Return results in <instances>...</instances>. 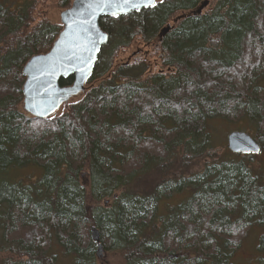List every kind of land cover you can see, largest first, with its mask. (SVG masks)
I'll return each instance as SVG.
<instances>
[{"label":"trees","instance_id":"trees-1","mask_svg":"<svg viewBox=\"0 0 264 264\" xmlns=\"http://www.w3.org/2000/svg\"><path fill=\"white\" fill-rule=\"evenodd\" d=\"M200 1L101 18L107 49L80 101L37 119L22 111V68L61 26L45 0H0V264H98L91 227L116 264H232L264 229V168L252 154L228 158L208 133L211 120L248 121L264 151V0H217L166 29ZM135 41L160 72L144 56L114 65ZM23 168L42 176L8 178Z\"/></svg>","mask_w":264,"mask_h":264},{"label":"water","instance_id":"water-1","mask_svg":"<svg viewBox=\"0 0 264 264\" xmlns=\"http://www.w3.org/2000/svg\"><path fill=\"white\" fill-rule=\"evenodd\" d=\"M73 0L60 12L62 26L50 50L30 57L22 68L25 78L22 84V109L29 116L45 119L53 115L63 104L84 91L85 82L91 76L108 35L99 26L103 17L116 18L129 15L152 6L149 0ZM155 3V0H154ZM206 4V3H205ZM91 5V7H90ZM99 5V6H98ZM73 78L68 86L60 80ZM227 148L234 154H258L259 144L247 133L234 131L227 136ZM91 238L96 244V255L101 256L102 246L98 231L91 229Z\"/></svg>","mask_w":264,"mask_h":264},{"label":"rangeland","instance_id":"rangeland-1","mask_svg":"<svg viewBox=\"0 0 264 264\" xmlns=\"http://www.w3.org/2000/svg\"><path fill=\"white\" fill-rule=\"evenodd\" d=\"M46 5H45V14L47 19L56 25H61L60 24V19L59 15L60 12L63 11L65 8L59 7L57 4V0H45ZM71 2L73 0H69ZM161 0H157V2H160ZM201 0L200 2H202ZM205 5L208 4L207 7H204L202 9L201 13H206L209 12L210 10L213 9L215 6V1L217 0H207ZM188 12V11H185ZM185 12H181L177 15H175L174 19H177L176 17L179 16L180 14H183ZM173 20V18H172ZM172 20L168 22L170 25H172ZM105 47V46H104ZM107 47V46H106ZM104 48L106 50L107 48ZM147 50V51H146ZM148 48H145L142 45H139L136 43V41L133 43V45L130 47L128 51L125 53L121 54L119 58H117L116 62L114 65H120L125 62H128L129 58H135V57H141L144 56V58L147 60L149 66H150V72L149 73H154V72H160V63L157 58H152L149 57L147 54ZM131 58V59H132ZM165 71V70H164ZM261 87L264 88V80L261 81L259 84ZM87 86V84L85 85ZM81 96L77 98L71 99L67 106L73 103H77L80 101ZM66 106H62L57 113H61ZM248 121H241L239 123H229L226 121H223L221 119H216V120H211L208 124V133L210 134L211 137V143L213 146L217 148H224L225 154L228 158H232L233 155L230 153V151L226 148L227 145V136L229 133L233 131H240V132H245L249 134L252 138L255 139L254 135V126L250 125ZM264 150V149H263ZM255 162L259 164V167L264 168V151L260 152L259 154L255 155ZM9 176L8 178L11 180H23L24 182L31 183L34 180L39 179L42 176V172L38 170L37 168H23V169H14L9 171ZM28 176H31L28 177ZM188 194L186 192H181V193H176L173 194L171 198L166 199L161 201L160 207H159V212L160 214H165L166 209L168 207H172L179 202L183 201L186 199ZM264 229L259 226L253 227L249 234L248 237L243 241L242 246L233 254L231 257L230 261L232 264H259L260 262L264 261V251L260 250L258 248L259 246V237L263 234ZM98 264H116L119 262L117 260V257L111 256L107 253H102L100 259H98Z\"/></svg>","mask_w":264,"mask_h":264},{"label":"flooded vegetation","instance_id":"flooded-vegetation-1","mask_svg":"<svg viewBox=\"0 0 264 264\" xmlns=\"http://www.w3.org/2000/svg\"><path fill=\"white\" fill-rule=\"evenodd\" d=\"M206 2H208V1L207 0H203L202 2H199L197 4V6L194 7V9L188 11L189 12L188 14H192V15H195V16H200L202 14H205V13H201V9L208 6V4L205 5ZM215 3H216V1H215ZM183 12H185V11H183ZM184 14H186V13L180 14L179 16L176 17L177 19H173L172 20V25L168 24L166 29L169 30L171 27L172 28L177 27V25L180 24V22L185 19V18L184 19L180 18V17H183ZM129 59H131V58H129Z\"/></svg>","mask_w":264,"mask_h":264},{"label":"snow or ice","instance_id":"snow-or-ice-1","mask_svg":"<svg viewBox=\"0 0 264 264\" xmlns=\"http://www.w3.org/2000/svg\"><path fill=\"white\" fill-rule=\"evenodd\" d=\"M107 3H111V0H105V6L107 5ZM123 3L124 4H131L132 7L136 8L137 5L135 3H133V0H123ZM99 6V5H98ZM146 7L147 6H155V3H154V0H149V3L145 5ZM91 7V5H90Z\"/></svg>","mask_w":264,"mask_h":264},{"label":"bare ground","instance_id":"bare-ground-1","mask_svg":"<svg viewBox=\"0 0 264 264\" xmlns=\"http://www.w3.org/2000/svg\"><path fill=\"white\" fill-rule=\"evenodd\" d=\"M224 1V0H223ZM202 9H204V8H202ZM202 9H201V11H202ZM187 16H195V15H192V14H187V15H185L184 17H182L181 19H184L185 17H187ZM92 228H94V229H96L95 227H91L90 228V238H91V229ZM97 230V229H96ZM98 231V230H97ZM98 234H99V231H98ZM99 238H100V234H99ZM91 240H92V238H91ZM93 241V240H92Z\"/></svg>","mask_w":264,"mask_h":264}]
</instances>
